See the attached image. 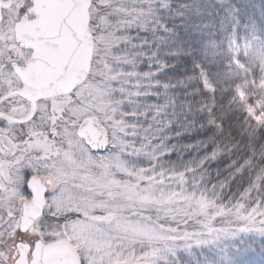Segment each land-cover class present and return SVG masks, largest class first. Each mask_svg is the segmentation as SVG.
<instances>
[{"label": "snow or ice", "instance_id": "obj_1", "mask_svg": "<svg viewBox=\"0 0 264 264\" xmlns=\"http://www.w3.org/2000/svg\"><path fill=\"white\" fill-rule=\"evenodd\" d=\"M0 264H264V0H0Z\"/></svg>", "mask_w": 264, "mask_h": 264}, {"label": "trees", "instance_id": "obj_2", "mask_svg": "<svg viewBox=\"0 0 264 264\" xmlns=\"http://www.w3.org/2000/svg\"><path fill=\"white\" fill-rule=\"evenodd\" d=\"M255 2H256V3H259V0H255ZM186 66H187V68L189 69V74H191V63H190V62H187ZM145 70H146V69H145ZM171 160H172L173 162H175V163H179L176 154H174V155L171 157ZM217 166L220 167V168L222 169V168L224 167V164L213 165V166H212L213 174L215 173V168H216ZM225 175H226V173H225ZM221 178H223V177H221ZM213 182H215V181H213ZM240 184H241V180H240V178L238 177V178H237V181L231 185L230 189H225V192H226L227 194H229V195H230L231 193L236 192V191H237V187H238ZM243 186H244V187H247V174H245L244 181H243ZM183 258L186 259V254H184V257H183Z\"/></svg>", "mask_w": 264, "mask_h": 264}]
</instances>
